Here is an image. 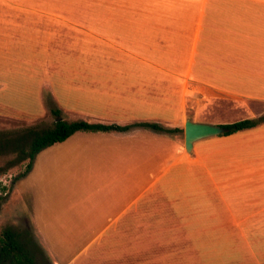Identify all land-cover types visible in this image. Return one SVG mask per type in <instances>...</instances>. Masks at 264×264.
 Listing matches in <instances>:
<instances>
[{
    "label": "crops",
    "instance_id": "1",
    "mask_svg": "<svg viewBox=\"0 0 264 264\" xmlns=\"http://www.w3.org/2000/svg\"><path fill=\"white\" fill-rule=\"evenodd\" d=\"M27 2L0 0V92L32 84L67 123L182 130L61 142L90 174L77 264H264V121L184 147L187 120L264 115V0Z\"/></svg>",
    "mask_w": 264,
    "mask_h": 264
},
{
    "label": "rangeland",
    "instance_id": "2",
    "mask_svg": "<svg viewBox=\"0 0 264 264\" xmlns=\"http://www.w3.org/2000/svg\"><path fill=\"white\" fill-rule=\"evenodd\" d=\"M35 1L28 0L27 4L36 5ZM49 1L48 9L57 10L59 0ZM74 13L76 19L83 20L82 11ZM34 19L38 22L33 24H62L52 16ZM34 88L30 84L18 86L15 93L0 92V238L6 228L19 234L29 232L35 264H77L75 257L90 238L89 232L74 231L73 200L89 196L90 174L78 168L81 159L76 160L75 141L69 139L40 151L31 170L21 177L29 162L27 152L33 134L51 129L57 120L49 97L44 101L42 96L38 102ZM244 117L259 119L248 109ZM76 219L81 224L80 218Z\"/></svg>",
    "mask_w": 264,
    "mask_h": 264
},
{
    "label": "trees",
    "instance_id": "3",
    "mask_svg": "<svg viewBox=\"0 0 264 264\" xmlns=\"http://www.w3.org/2000/svg\"><path fill=\"white\" fill-rule=\"evenodd\" d=\"M57 120L54 122L51 129L42 131L41 133L33 134L27 152L28 164L25 167L21 177L25 176L32 167V162L35 156L43 149L50 147L56 143H61L76 132H125L133 126H139L150 129L155 132H165L169 134L182 133L179 128L164 129L157 124L139 123L130 126L104 125V124H89L86 122L67 123L60 118L59 112L56 109H51ZM264 121V116L256 119H244L238 122L220 125L225 129L224 135H230L242 130L256 127L260 122ZM33 243L30 239V233L24 232L19 234L12 229L6 228L1 232L0 238V264H35L33 255Z\"/></svg>",
    "mask_w": 264,
    "mask_h": 264
},
{
    "label": "water",
    "instance_id": "4",
    "mask_svg": "<svg viewBox=\"0 0 264 264\" xmlns=\"http://www.w3.org/2000/svg\"><path fill=\"white\" fill-rule=\"evenodd\" d=\"M226 130L220 126H213L202 123H193L186 121L184 124V147L187 152H190L192 145L199 139L215 136L225 133Z\"/></svg>",
    "mask_w": 264,
    "mask_h": 264
}]
</instances>
